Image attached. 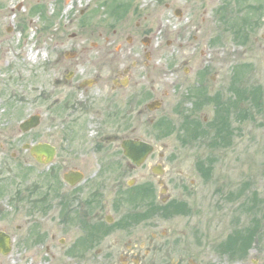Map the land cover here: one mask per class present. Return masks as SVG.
<instances>
[{"label":"flooded vegetation","instance_id":"flooded-vegetation-1","mask_svg":"<svg viewBox=\"0 0 264 264\" xmlns=\"http://www.w3.org/2000/svg\"><path fill=\"white\" fill-rule=\"evenodd\" d=\"M122 5L112 23L88 15L77 34L67 32L58 13L46 17L41 6L23 4L29 14L41 12L43 27L53 26L55 50L37 71L20 79L12 74L11 88H0V258L6 264H141L167 251L160 226L180 203L173 192L186 187L190 172L176 166L196 139L173 134L197 128L205 138L219 115L227 125L240 121L233 110L241 89L234 83L226 99L220 96L217 78L205 71L210 51L195 63L191 20L167 28L166 55L157 51L161 36L148 16L131 23L130 2ZM181 43L188 51H179ZM200 165L194 170L202 175Z\"/></svg>","mask_w":264,"mask_h":264},{"label":"rangeland","instance_id":"rangeland-1","mask_svg":"<svg viewBox=\"0 0 264 264\" xmlns=\"http://www.w3.org/2000/svg\"><path fill=\"white\" fill-rule=\"evenodd\" d=\"M124 2H130L126 16L131 23L148 16L161 36L157 51L166 55L171 47L165 41L172 38L167 28L178 29L191 20L195 63L211 52L205 71L217 78L220 96L226 99V88L234 83L236 89L248 90V101L242 96L239 101L241 115L245 108L246 116L231 120L224 139L216 137L215 129L205 130V138L197 135V128L173 134L196 137L191 151L185 150L189 154L183 151L188 160L176 166L177 172L190 175L183 190L174 189L173 198L180 203L172 208L170 222L160 226L167 232V251L143 258L141 264H264V0H0V88H11L12 74L20 79L35 72L54 54L53 26L43 27L41 12L36 11L40 6L46 17H64L67 32L80 34L79 23L85 17L96 15L97 24L112 23ZM23 4L37 9L29 14ZM175 9L182 15H174ZM181 44L179 51H188ZM30 47L38 50L31 60ZM227 79L231 82L222 86ZM175 121L178 127L180 119ZM199 165L202 175L194 170ZM5 260L1 257L0 263Z\"/></svg>","mask_w":264,"mask_h":264},{"label":"trees","instance_id":"trees-1","mask_svg":"<svg viewBox=\"0 0 264 264\" xmlns=\"http://www.w3.org/2000/svg\"><path fill=\"white\" fill-rule=\"evenodd\" d=\"M241 96L243 97V99L245 98V91L244 90L242 91ZM233 111L236 113L237 116L240 115L241 119L243 118V115H241L240 107H238V109L235 108ZM243 113H247L245 108L243 109ZM219 121H220L219 125H217V128H215V130H217V131H215V135L217 138H220V139L223 138L224 139V137L226 135L227 127H229V125H227V123H226L227 119L221 115H219Z\"/></svg>","mask_w":264,"mask_h":264},{"label":"bare ground","instance_id":"bare-ground-1","mask_svg":"<svg viewBox=\"0 0 264 264\" xmlns=\"http://www.w3.org/2000/svg\"><path fill=\"white\" fill-rule=\"evenodd\" d=\"M37 55V52L33 49V47H30L28 53H27V58L29 60L33 59Z\"/></svg>","mask_w":264,"mask_h":264},{"label":"water","instance_id":"water-1","mask_svg":"<svg viewBox=\"0 0 264 264\" xmlns=\"http://www.w3.org/2000/svg\"><path fill=\"white\" fill-rule=\"evenodd\" d=\"M178 13V12H177ZM177 13H175V14H177Z\"/></svg>","mask_w":264,"mask_h":264}]
</instances>
